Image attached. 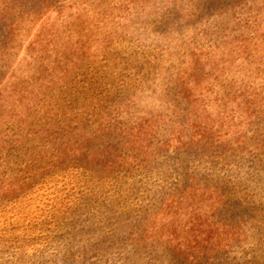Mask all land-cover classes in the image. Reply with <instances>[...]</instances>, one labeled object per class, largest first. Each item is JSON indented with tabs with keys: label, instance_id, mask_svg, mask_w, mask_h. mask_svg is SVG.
Here are the masks:
<instances>
[{
	"label": "trees",
	"instance_id": "1",
	"mask_svg": "<svg viewBox=\"0 0 264 264\" xmlns=\"http://www.w3.org/2000/svg\"><path fill=\"white\" fill-rule=\"evenodd\" d=\"M106 64L128 70L117 127L106 121L92 133H102L99 148L90 136L85 145L61 144L54 166L73 154L101 174L119 171L137 207L154 206L131 231L137 246L163 239L193 264L212 234L225 250L234 241L221 235L237 231L236 243L248 237L252 250L239 264H263L264 0H0V81L22 65L60 83L78 66ZM145 91L130 116L129 95ZM109 94L95 95L99 106L109 108ZM56 120L73 137L72 118Z\"/></svg>",
	"mask_w": 264,
	"mask_h": 264
},
{
	"label": "rangeland",
	"instance_id": "2",
	"mask_svg": "<svg viewBox=\"0 0 264 264\" xmlns=\"http://www.w3.org/2000/svg\"><path fill=\"white\" fill-rule=\"evenodd\" d=\"M154 36L151 32L150 37ZM148 40L141 42L148 44ZM41 69L22 65L14 79L0 81V89L13 90L10 96H0V264H189L173 253L169 241L156 239L135 245L131 231L152 215L154 206L138 208L139 197L126 189L119 171L101 174L91 162L75 164L73 154H67L64 165L54 166L55 150L61 144L85 145L90 136L99 148L101 140L104 143L102 133H92L106 121L117 127L120 117L115 105L125 94H119L123 86L119 81L128 70L110 64L99 69L81 65L67 80L57 83L50 71ZM95 69L97 75L92 73ZM103 92L110 93L105 105L109 108L98 105L95 95ZM76 93L78 101L72 99ZM138 96L136 100L135 93L130 94L131 101L125 103L131 106L128 112L132 117L138 113L136 103L148 98L147 91ZM61 102L65 106L59 109ZM140 106H149L148 100ZM61 113L62 118H72L66 126L72 127L73 137L64 135L57 124L56 116ZM75 113L80 114L73 118ZM115 142L111 139L107 145L114 148ZM245 219V226H240L248 231L250 220ZM236 234L221 235L234 241L225 250L212 245V234L207 255L201 256L199 251L200 261L192 263H245L251 242L240 236L236 243Z\"/></svg>",
	"mask_w": 264,
	"mask_h": 264
}]
</instances>
